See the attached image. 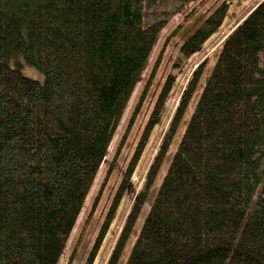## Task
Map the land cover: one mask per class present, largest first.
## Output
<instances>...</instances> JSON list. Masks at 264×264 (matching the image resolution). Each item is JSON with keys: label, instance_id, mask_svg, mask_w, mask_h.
I'll list each match as a JSON object with an SVG mask.
<instances>
[{"label": "trees", "instance_id": "16d2710c", "mask_svg": "<svg viewBox=\"0 0 264 264\" xmlns=\"http://www.w3.org/2000/svg\"><path fill=\"white\" fill-rule=\"evenodd\" d=\"M189 1L0 0V264L59 263L158 37ZM231 1L182 44L185 59L222 27ZM19 58L43 82L12 67ZM201 75L199 66L105 264L119 263ZM125 264H264V0L221 43Z\"/></svg>", "mask_w": 264, "mask_h": 264}, {"label": "rangeland", "instance_id": "374dc122", "mask_svg": "<svg viewBox=\"0 0 264 264\" xmlns=\"http://www.w3.org/2000/svg\"><path fill=\"white\" fill-rule=\"evenodd\" d=\"M260 1L233 0L229 2V10L222 27L210 37L198 52L188 59H185L180 51L182 44L194 31L201 27L205 18L221 0H190L163 29L117 126L107 155L86 197L84 206L76 220L58 264L86 263L93 245L106 222L112 201L116 196L138 141L146 126L150 124L151 128L147 143L133 172L124 183V191L118 207L107 226L92 262V264L106 263L114 242L122 231L129 209L142 189L145 175L176 112L181 97L186 90L187 83L193 72L199 66H202V75L198 88L180 122L166 159L156 177L148 199L141 209L118 263L125 264L157 190L166 174L169 163L181 141L199 95L215 65L221 43ZM201 3L203 4L197 10L196 8ZM11 66L17 68L26 78L37 82H43L44 80V76L26 64L22 58H19L16 63H11ZM170 76H173L170 91L165 99L161 113L153 120L151 116L154 105L159 98L164 83ZM141 95V104L136 105ZM116 152L117 154H115Z\"/></svg>", "mask_w": 264, "mask_h": 264}]
</instances>
